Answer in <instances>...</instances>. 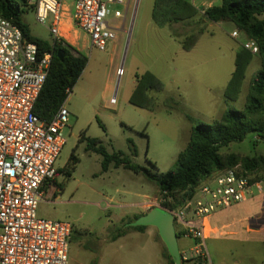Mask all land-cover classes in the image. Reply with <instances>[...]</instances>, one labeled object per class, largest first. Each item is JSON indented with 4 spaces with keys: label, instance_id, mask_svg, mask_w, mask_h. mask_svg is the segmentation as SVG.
<instances>
[{
    "label": "rangeland",
    "instance_id": "obj_1",
    "mask_svg": "<svg viewBox=\"0 0 264 264\" xmlns=\"http://www.w3.org/2000/svg\"><path fill=\"white\" fill-rule=\"evenodd\" d=\"M210 1L198 0L195 6L205 9L201 5ZM212 1L214 6L222 4V0ZM154 4L155 0L132 1L125 19L115 18L114 12L124 14L126 9L112 6L108 21L124 31L118 32L106 52L92 47L81 30L67 35V43L83 53L88 63L66 101L70 118L63 133L66 145L57 161L61 174L40 204L39 216L74 226L70 264H171L157 228L148 226L144 232H136L124 227L129 219L135 222V215L163 208V195L143 175L123 168L103 172V158L87 150V143L81 142L83 135L101 141L110 154L131 156L135 150L133 163L146 167L154 163L160 173L167 174L175 169L193 128L214 124L228 110L244 109L251 79L260 69L255 56L239 100L226 104L224 93L235 70L236 52L247 40L245 35L230 22L204 21V35L187 52L180 41L198 28L203 13L189 24L159 27L152 19ZM25 19L33 36L53 41L35 13ZM233 30L239 32L236 39ZM147 72L164 85L163 91L150 93L155 101L152 109L130 103L137 76ZM231 153L264 155V139L250 134L243 142L222 149L224 156ZM73 154L79 162L68 177L65 171ZM255 176L264 185V175ZM254 193L258 203L252 211L247 207L246 213L239 212L234 207L212 218L214 233L206 244L211 264H264V195ZM119 228L128 234L113 242V233ZM178 244L180 251L193 255V240L183 237Z\"/></svg>",
    "mask_w": 264,
    "mask_h": 264
},
{
    "label": "built area",
    "instance_id": "obj_2",
    "mask_svg": "<svg viewBox=\"0 0 264 264\" xmlns=\"http://www.w3.org/2000/svg\"><path fill=\"white\" fill-rule=\"evenodd\" d=\"M132 1L136 0L29 3L53 41L68 42L72 30H81L92 47L106 52L119 28L108 21L111 7H124L125 13L116 10L114 17L125 19ZM190 1L193 5L198 2ZM238 36V31L232 33L233 38ZM242 46L253 55L259 53L251 40ZM52 61L51 52H42L16 25L0 16V264H70L74 226L39 216V206L58 176L57 161L66 145L63 133L70 118L66 103L50 120H42L34 112ZM255 177L240 166L225 169L206 179L184 207L175 211L163 208L174 215L176 231L195 242L193 255L180 253L181 262L195 259L197 264H211L206 244L214 233L212 218L244 203L255 190L263 194V182H252Z\"/></svg>",
    "mask_w": 264,
    "mask_h": 264
},
{
    "label": "trees",
    "instance_id": "obj_3",
    "mask_svg": "<svg viewBox=\"0 0 264 264\" xmlns=\"http://www.w3.org/2000/svg\"><path fill=\"white\" fill-rule=\"evenodd\" d=\"M30 13H35V6L30 4L29 0H0V16L16 25L24 38L37 44L42 52L53 54L51 69L34 109L40 119L50 120L66 103L83 74L88 59L65 41L49 42L33 36L25 19ZM199 14L200 11L190 0H155L152 19L157 26L165 27L193 21ZM199 18L198 28L180 41L185 51H191L204 35V21L230 22L247 40L255 42L259 48V53L253 55L242 45L239 47L236 52L235 70L224 93L226 104L239 100L246 72L253 60L257 59L255 56H258L260 69L251 79L244 109L228 110L214 124H201L193 128L190 142L178 155L175 169L167 174L160 173L154 163H149L150 167L133 163L131 157L137 156L135 150L131 156L123 152L110 154L97 139H89L83 135L81 140L87 143L88 151L103 158V172H108L111 168H123L136 175H143L145 181L154 185L163 195L162 207L171 211L184 207L187 201L194 199L201 184L217 172L240 166L249 175L258 173L264 175V155L254 157L236 153L222 155V149L233 143L243 142L250 134H256L261 140L264 139V0H222L220 6L206 9ZM59 53L61 59L58 57ZM163 89L161 80L152 73L137 76L136 88L130 103L142 109H152L155 101L150 93L161 92ZM78 162L79 159L73 154L65 171L68 177ZM60 174L61 170L58 171V175ZM259 181L255 177L252 182ZM140 217L142 216L135 215L134 220L137 221ZM131 223L129 219L124 227ZM129 228L136 232H144L146 229L145 226ZM127 232L125 228L117 229L113 233L112 241L126 236ZM177 234L178 239L184 237L180 231H177ZM165 257L171 264H175L168 251ZM181 264L197 263L195 259H191L187 263L182 261Z\"/></svg>",
    "mask_w": 264,
    "mask_h": 264
},
{
    "label": "water",
    "instance_id": "obj_4",
    "mask_svg": "<svg viewBox=\"0 0 264 264\" xmlns=\"http://www.w3.org/2000/svg\"><path fill=\"white\" fill-rule=\"evenodd\" d=\"M118 32H123L124 29H117ZM127 47L124 58L126 57ZM61 59V53L58 54ZM131 227L152 226L158 229L161 239L166 245L167 251L172 257L175 264H181V254L178 244V234L175 228L174 215L169 211L155 207L146 215L140 217L137 221L129 224Z\"/></svg>",
    "mask_w": 264,
    "mask_h": 264
},
{
    "label": "crops",
    "instance_id": "obj_5",
    "mask_svg": "<svg viewBox=\"0 0 264 264\" xmlns=\"http://www.w3.org/2000/svg\"><path fill=\"white\" fill-rule=\"evenodd\" d=\"M203 6H205L206 8L205 9H199V11H200V13H203L204 14V12H205V10L206 9H208V8H210V7H212V6H214V4H213V1L211 0L207 5H206V3H203L202 5H201V7H203ZM190 22H192V21H190ZM190 22H187L186 24H189ZM179 24H181V23H179ZM182 24H184V23H182ZM234 31V30H233ZM49 192H50V190H49ZM49 192H48V195H49ZM262 195H264V193L263 194H259V196H262ZM146 197V196H145ZM256 196H253V197H251V198H249L247 201H246V205L245 204H239V205H237V206H235V208H236V210L237 211H244L245 213H246V210H247V207L249 208V210L250 211H252L255 207H256V203H258L257 202V200H256V198H255ZM144 202L145 201H143V202H141V203H138V204H144ZM245 203V202H244ZM233 209V208H232ZM219 212H224V211H219ZM226 212V211H225ZM218 213V212H217ZM216 223V222H215ZM248 230L251 232V231H253L252 229H250L249 227H248ZM211 238V237H210ZM179 241V240H178ZM194 246H195V242H194ZM179 249H180V247H179ZM181 252H184V251H180V253Z\"/></svg>",
    "mask_w": 264,
    "mask_h": 264
}]
</instances>
